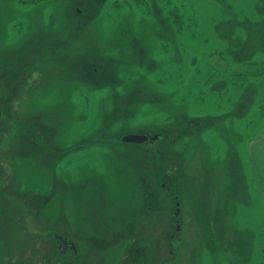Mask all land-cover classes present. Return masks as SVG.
<instances>
[{
	"label": "rangeland",
	"instance_id": "obj_1",
	"mask_svg": "<svg viewBox=\"0 0 264 264\" xmlns=\"http://www.w3.org/2000/svg\"><path fill=\"white\" fill-rule=\"evenodd\" d=\"M0 112V264H264V0H0Z\"/></svg>",
	"mask_w": 264,
	"mask_h": 264
},
{
	"label": "flooded vegetation",
	"instance_id": "obj_2",
	"mask_svg": "<svg viewBox=\"0 0 264 264\" xmlns=\"http://www.w3.org/2000/svg\"><path fill=\"white\" fill-rule=\"evenodd\" d=\"M1 121H2V112H0V122ZM55 238L59 240L58 247L61 249L59 254L65 255L68 251H71V253L74 256L78 255L79 250H78V247L76 246V244L74 242L69 241L66 238H63V236H60V235H56ZM172 238H174V235ZM64 241H66V243H64Z\"/></svg>",
	"mask_w": 264,
	"mask_h": 264
},
{
	"label": "water",
	"instance_id": "obj_3",
	"mask_svg": "<svg viewBox=\"0 0 264 264\" xmlns=\"http://www.w3.org/2000/svg\"><path fill=\"white\" fill-rule=\"evenodd\" d=\"M158 138H159L158 135L152 137V136H148V135L130 134V135L124 136L122 138V142L126 143V144H143L146 142H154ZM64 243H66V241H64Z\"/></svg>",
	"mask_w": 264,
	"mask_h": 264
},
{
	"label": "trees",
	"instance_id": "obj_4",
	"mask_svg": "<svg viewBox=\"0 0 264 264\" xmlns=\"http://www.w3.org/2000/svg\"><path fill=\"white\" fill-rule=\"evenodd\" d=\"M36 1V0H35ZM37 1H39V0H37Z\"/></svg>",
	"mask_w": 264,
	"mask_h": 264
}]
</instances>
